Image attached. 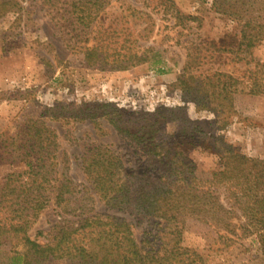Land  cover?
<instances>
[{"label":"trees","instance_id":"16d2710c","mask_svg":"<svg viewBox=\"0 0 264 264\" xmlns=\"http://www.w3.org/2000/svg\"><path fill=\"white\" fill-rule=\"evenodd\" d=\"M164 2L169 15L178 19L173 2ZM17 3L0 0V18L17 13ZM65 5L78 32L63 42L73 53L82 54L88 67L127 70L148 62L153 48L138 46L141 40L121 39L122 33L115 28L100 27L109 0H66ZM211 7L237 28L219 40L227 46L219 52L234 54L245 66L252 64L251 50L264 42V0H212ZM135 12L136 17L150 18L131 7L132 16ZM151 24L147 21L141 30L145 38L152 31ZM194 65L187 52L175 87L196 111L216 116L217 130L227 123L234 94H264L263 66L255 64L248 76L238 79L223 71L195 76ZM155 71L164 70L155 66ZM46 112L54 120L61 116L80 122L104 120L141 151L146 165L139 173L130 172L109 147L87 145L80 169L89 187L76 192L72 180L58 177L55 132L42 118L25 120L16 137L0 146V163L18 159L21 165L6 172L0 184V247L16 248L12 264H206L195 249L183 245L185 231L195 225L215 235L223 247L232 243V237L255 235L264 258L263 160L241 154L221 135L209 136L186 117L183 107L133 114L113 103L84 102L50 107ZM174 123L181 127L168 131ZM196 147L215 153L218 169L208 172L195 166L188 154ZM87 192L94 193L95 197H84L92 207L96 201L111 211L141 215L153 220L155 233L137 243L130 223L94 213L92 207L86 210L84 204L71 209L74 219L58 226L46 244L30 239L29 229L51 202L60 208Z\"/></svg>","mask_w":264,"mask_h":264},{"label":"rangeland","instance_id":"374dc122","mask_svg":"<svg viewBox=\"0 0 264 264\" xmlns=\"http://www.w3.org/2000/svg\"><path fill=\"white\" fill-rule=\"evenodd\" d=\"M164 1L109 0L110 5L101 14L100 27L115 28L122 33L121 39L141 40L138 46L151 47L157 52L156 57L151 56L154 52L149 54L146 63L127 70H112L88 67L82 54L66 47L63 40L78 32L67 12L66 0H17L19 11L0 18V93L3 94L0 146L3 141L8 145L9 138L16 137L25 120L42 118L56 134L58 177L64 175L72 180L76 192L89 187L80 169V156L90 144L109 147L125 162V168L139 173L146 165L145 156L120 138L104 120L80 122L63 116L54 120L46 112L50 107L96 102L113 103L133 114L183 107L186 117L209 136L221 135L241 154L264 161V94H234L227 123L217 130L216 116L208 111H196L193 103L185 101L175 87L187 52L194 59L195 76L223 71L242 79L255 64L264 67V42L251 50L252 64L245 66L237 62L234 54L219 52L227 48L219 40L236 33L237 28L211 7L212 0H171L179 13L178 19L169 15ZM131 7L148 13L152 20L144 15L136 17V12L132 16ZM147 21L152 23V31L145 38L141 30ZM158 59L160 62L153 64ZM155 66L164 71L158 73ZM180 127L181 124L174 123L167 130L176 131ZM9 150L12 151L11 147ZM202 150L194 148L188 154L189 159L203 171L218 169L216 154ZM13 155L17 158L16 153ZM17 162L18 159L0 163V184L6 172L21 167ZM81 195H75L60 208L51 202L29 229L30 239L46 244L58 226L74 219L71 209L84 204L86 210L91 209L84 197H95L94 193L87 192L83 198ZM92 209L94 213L130 223L137 243L149 238L157 228L153 220L108 210L100 202L95 201ZM232 238V243L223 247L214 240L215 235L195 225L185 231L183 245L195 249L206 264H264L255 235ZM15 249L11 245L0 247V264H12Z\"/></svg>","mask_w":264,"mask_h":264}]
</instances>
